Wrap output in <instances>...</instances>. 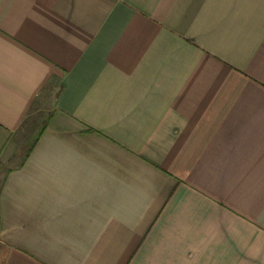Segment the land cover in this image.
I'll return each mask as SVG.
<instances>
[{
	"label": "crops",
	"instance_id": "crops-1",
	"mask_svg": "<svg viewBox=\"0 0 264 264\" xmlns=\"http://www.w3.org/2000/svg\"><path fill=\"white\" fill-rule=\"evenodd\" d=\"M0 264H264V0H0Z\"/></svg>",
	"mask_w": 264,
	"mask_h": 264
}]
</instances>
